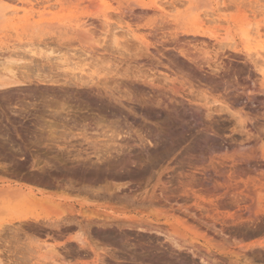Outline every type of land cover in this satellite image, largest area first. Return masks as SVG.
Segmentation results:
<instances>
[{"label": "rangeland", "instance_id": "374dc122", "mask_svg": "<svg viewBox=\"0 0 264 264\" xmlns=\"http://www.w3.org/2000/svg\"><path fill=\"white\" fill-rule=\"evenodd\" d=\"M0 61V264H264V0H0Z\"/></svg>", "mask_w": 264, "mask_h": 264}, {"label": "bare ground", "instance_id": "6f19581e", "mask_svg": "<svg viewBox=\"0 0 264 264\" xmlns=\"http://www.w3.org/2000/svg\"><path fill=\"white\" fill-rule=\"evenodd\" d=\"M159 9H162V8L159 7ZM174 20H175V19H174ZM249 25H250V24H249ZM116 29L119 30V28H116ZM120 29H121V28H120ZM76 33H77V32H76ZM78 33H79V34H80V33L83 34V32H82L81 30H79ZM78 33H77V34H78ZM242 33H243L244 37H246V36H247V33H248V30H244ZM212 34H213L214 38H216V40L219 38V35H218L219 33L217 34L216 32H213V31H212ZM225 34H226V36L224 37V39H228V38H229V31H227ZM249 54H250V53H249ZM2 64H3V61H0V65H2ZM9 71H10V70H9ZM10 72H11V71H10ZM10 77H11V75H10ZM3 85H4V84H3ZM5 85H6V84H5ZM157 114H158V113H156V114L152 113L153 118H155V116H157ZM196 115H197V114H196ZM159 117H160V116H159ZM169 118H170V117L168 116V119H169ZM165 121H167V119H166ZM165 121H164V122H165ZM149 143H150L151 145L153 144L151 141H149ZM238 161H239V159H237V158H235V157H234L233 159H230V160H229L230 164H231V165H234L233 167H235V164H236ZM240 163H241V162H240ZM122 164H123V163H122ZM122 164H121V165H122ZM237 165H239V164H237ZM240 165H241V164H240ZM240 165H239V166H240ZM109 166H111V165H109ZM115 166H116V165H115ZM115 166H114V167H115ZM118 166H119V165H117L116 168H117ZM114 167H112L111 169H113ZM120 167H121V166H120ZM105 168H106V167H105ZM107 168L109 169V167H107ZM238 169H239V168H238ZM118 170H119V167H118ZM242 170H243V169H242ZM201 181H202V179H201ZM204 183H205V182H204ZM105 189H106V188H105ZM107 192H108V191H107ZM109 193H110V192H109ZM109 193H108V195H109ZM102 194H103V193H102ZM11 195H12V194H11ZM103 195H104V194H103ZM13 196H14V195H13ZM34 198H35V197H34ZM237 199H238V198H236V200H237ZM239 200H240V199H239ZM262 201H263V200H262ZM34 202H35V201H34ZM263 202H264V201H263ZM25 203H26V202H25ZM35 203H37V202H35ZM42 203H44V205H45V202L42 201ZM58 203H59V202H58ZM65 203H66V202H65ZM235 203H237V201H236ZM238 203H239V202H238ZM59 204H61V206H62V203H59ZM63 204H64V203H63ZM66 204H67V203H66ZM44 205H43V206H44ZM57 206H58V205H57ZM59 206H60V205H59ZM59 206L57 207V209L60 208V209H58V210H57L56 208H54V209H56L54 212L57 211V213H55V214H57L58 216L60 215V213H62V212H64V211L66 210V208L59 207ZM64 206H65V205H64ZM71 206H72V205H71ZM71 206L68 205V207H69L68 210L72 209ZM83 206H84V205H83ZM237 206H238V205H237ZM248 206H249V205H248ZM246 207H247V206H246ZM61 208H63L64 211L60 212V211H61ZM73 208H74V205H73ZM81 208H82V206H81ZM51 209H52V208H51ZM239 209H240V208H239ZM245 209H246V208H245ZM250 209H251V207L247 208L246 210L250 211ZM68 210H67V211H68ZM241 210H242V209H241ZM241 210H239V211H241ZM72 211H74V210H72ZM72 211H69V212L73 213ZM80 211H81V213L84 212V211H82V210H80ZM239 211L235 212V210H234V212H235V213H238V215L241 217L242 214H240L241 212H239ZM259 211H261V210H258V212H259ZM58 212H60V213L58 214ZM85 212H86V211H85ZM28 213H29V212H28ZM253 213H254V211H253ZM260 213H261V212H260ZM263 213H264V212H263ZM263 213H262V214H263ZM67 214H68V213H67ZM74 214H75V213H74ZM82 214H85V213H82ZM57 215H56V216H57ZM69 215H70V213H69ZM69 215H67L68 218L66 217L67 220H69ZM71 215H72V214H71ZM95 215H96V214H95ZM257 215H258V214H257ZM45 216H46V215H45ZM60 216H61V215H60ZM65 216H66V214H65ZM65 216H63V217H65ZM75 216H76V215H74V217H75ZM72 218H73V217H72ZM75 218H76V217H75ZM75 218H73V219H75ZM57 219H58V217H57ZM61 219H62V220H61ZM70 219H71V218H70ZM105 219H106V218H105ZM105 219H104V220H105ZM257 219H258V218H257ZM38 220H39V219H38ZM42 220L45 222L44 218H43ZM60 220H61V222H62V221L65 222L64 219L62 218V216H61ZM89 220H90V218H89ZM91 220H93V219H91ZM91 220H90V221H91ZM107 220L109 221V219H107ZM70 221L73 222L72 220H70ZM76 221H77V220H75V222H76ZM59 222H60V221H59ZM59 222H57V223H59ZM66 222L68 223L69 221H66ZM66 222H65V223H66ZM75 222H74V223H75ZM67 223H66L65 225H69L70 222H69L68 224H67ZM90 223H91V222H90ZM108 223H109V222H108ZM254 223L257 224L256 221H255ZM254 223H253V224H254ZM61 224H62V223H61ZM76 224H77V223H76ZM78 224H80V222H79ZM102 224H103V223H102ZM106 224H107V223H105V225H106ZM251 224H252V223H251ZM259 224H260V223H259ZM48 225L52 226L50 223H49ZM63 225H64V224H63ZM90 225H91V224H90ZM108 225H111V223L108 224ZM108 225H107V226H108ZM243 225H244V224H243ZM248 225L250 226V224H248ZM59 226H60V224H59ZM83 226H84V225H83ZM85 226H87V224H86ZM85 226H84V227H85ZM241 226H242V225H241ZM251 226H252V225H251ZM52 227H53V226H52ZM87 227H88V226H87ZM253 227H254V226H253ZM256 227H257V226H256ZM259 227H260V225H259ZM57 228H58V227H57ZM85 228H86V227H85ZM105 229H106V228H105ZM155 229H156V228H155ZM249 229H250V228H249ZM153 230H154V229H153ZM159 230H160V228L158 229V231L155 230V231H153V232H157L158 234H157V233H156V234L159 235V234H161L160 232L163 231V230H161V231L159 232ZM245 231H246V230H245ZM151 232H152V231H151ZM106 233H107V232H106ZM108 233H109V232H108ZM110 233H111V231H110ZM162 233H163V232H162ZM245 233H246V232H245ZM247 233H248V232H247ZM110 235H111V234H110ZM108 236H109V235H108ZM223 236H224V235H223ZM163 237H164L165 240L167 241V242H165V243H167V244L169 243L171 247L175 248L176 250H178V251L180 252V249L182 248L183 245H182V244H179V241H178V240H176L174 237L169 236V235H164V234H163ZM74 238H75V237H74ZM74 238L72 237L71 240L74 241ZM81 239H82L81 237L79 238V237L76 236V239H75V240L78 241V242L76 241V243H78V244H79V243L82 244V241H84V240H81ZM165 240H164V241H165ZM164 241H163V243H164ZM85 243H86V242H85ZM163 243H162V244H163ZM84 245H86V244H84V242H83V244H82L81 246L84 247ZM85 247L88 248L89 246L87 245V246H85ZM172 250H173V249H172ZM176 250H174L173 253L177 252ZM181 250H182V249H181ZM184 250H185V248H184ZM189 250L191 251V249H189ZM189 250H188V251H189ZM162 251H163V250H162ZM164 251H165V250H164ZM164 251H163V252H164ZM170 251H171V250H170ZM182 251H183V250H182ZM191 252H192V251H191ZM191 252H190V253H191ZM161 253H162V252H161ZM165 253H166V254H164V255H167L169 252H166V251H165ZM171 253H172V251H171ZM175 254H176V253H175ZM164 255H162V256H164ZM177 255H179V254H177ZM193 255H194V254H193ZM168 256H170V253H169ZM165 257H166V256H165ZM171 257H173V256H171ZM171 257H170V258H171ZM174 257H175V256H174ZM132 258H133V257H132ZM137 258H138V257H137ZM175 258H177V257H175ZM133 259H135V257H134ZM146 259H147L148 261H150L151 263H155V264L157 263V264H160V263H158V259H159L158 256L150 255V256L146 257ZM171 259H172V258H171ZM171 259H170V260H171ZM168 262H169V259H168ZM170 262L173 263L174 261H170ZM202 262H203L204 264H209V263H208L207 261H205L203 258H202ZM161 263H162V262H161ZM166 263H167V262H166ZM176 263H177V264H187V262H186L185 260L180 261V260H178V259L176 260ZM118 264H119V263H118ZM120 264H121V263H120ZM170 264H171V263H170Z\"/></svg>", "mask_w": 264, "mask_h": 264}]
</instances>
